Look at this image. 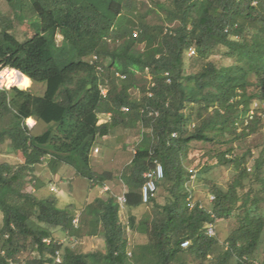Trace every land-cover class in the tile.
<instances>
[{
    "label": "trees",
    "instance_id": "16d2710c",
    "mask_svg": "<svg viewBox=\"0 0 264 264\" xmlns=\"http://www.w3.org/2000/svg\"><path fill=\"white\" fill-rule=\"evenodd\" d=\"M5 1L0 70L14 68L45 82L46 90L0 89V142L24 159L0 162V264H264V137L244 151L235 147L237 140L264 135V0L155 1L166 23L179 21L175 27L150 23L138 0ZM25 22L34 35L21 40L14 31ZM219 48L231 63L212 59ZM28 118L47 128L33 134ZM120 128H138L141 136L120 175L124 207L144 203L143 174L155 159L164 169L148 202L159 215L138 220L129 213L128 226L148 236L133 249L117 195L89 202L78 225L56 195L27 189L29 182L44 184L36 166L45 162L54 173L66 164L105 186L115 174L94 170L92 155ZM193 142L225 145L210 150L205 165L233 167L226 187L211 182L215 198L203 208L190 189L198 172L185 163ZM161 187L164 203L156 198ZM228 219L235 226L225 240L207 233L208 224ZM58 228L71 237L101 233L105 247L79 252L56 237Z\"/></svg>",
    "mask_w": 264,
    "mask_h": 264
},
{
    "label": "rangeland",
    "instance_id": "374dc122",
    "mask_svg": "<svg viewBox=\"0 0 264 264\" xmlns=\"http://www.w3.org/2000/svg\"><path fill=\"white\" fill-rule=\"evenodd\" d=\"M155 1L158 0H138L140 11L145 13L146 19L150 23H165L170 27H175L179 21L173 23H166L165 11L158 8ZM161 2L169 3L167 0H160ZM10 10L9 5L5 0H0V13H6ZM15 34L21 39L25 40L34 35L28 22L19 24L15 28ZM63 36L58 35V41L62 40ZM219 64H229L232 59L225 57L224 48H219L212 55ZM186 65H190V60L187 59ZM6 67L0 72H3ZM148 78L151 76L148 74ZM18 85L17 83H6L5 88H11ZM23 90H31L37 95H43L46 90L45 82H34L31 79V84ZM136 95H140L139 90H134ZM258 103V102H255ZM256 105V104H255ZM254 105V106H255ZM33 134H40L46 128L47 124L35 118H28L26 120ZM263 133L252 134L245 139L237 140L235 142L236 152L244 151L250 146H254L263 140ZM140 133L138 128H120L112 135L101 139L98 150L92 155V166L94 170L103 172L106 170L113 171L115 179L108 181L105 186L96 185L94 182L84 178L76 173L69 165L63 164L57 173H54L48 164L42 163L36 166V175L44 184L37 188L34 182L27 184V189L33 191L38 197H46L56 195L58 197V204L60 207H67L74 211L76 224H80L81 219L85 215V209L89 202L96 197L106 198L109 194L120 196L127 190V186L120 177L122 170L128 164L136 151L137 144L140 141ZM215 148L225 149L226 146H218L213 143L193 142L189 151L186 164L189 168H195L198 172L196 176L190 181V189L193 191L197 199L203 203L210 205V186L211 182H216L219 185L226 187L230 181L231 171L233 167L223 165H205L209 161L210 150ZM254 155L257 156L258 150H253ZM23 155L13 149L9 142H0V162H10L13 164L22 162ZM251 168V164H249ZM248 166V167H249ZM249 168V169H250ZM38 182V180H37ZM159 203H164L166 200V191L161 187L156 195ZM129 213L137 216L138 220L145 216L155 217L159 215L157 208L152 203H143L135 207H122L121 220L127 226V234L131 249L135 246L148 241V236L140 230H133L128 226ZM264 213V209H263ZM4 214L0 209V229L3 226ZM235 226L234 219L218 220L215 224L217 234L221 240H225L228 233ZM84 227H88L85 225ZM56 237L64 244L72 246L79 252H90L93 250H100L105 247L104 236L99 233L97 235H88L82 233L81 237H71L61 228L55 230ZM57 260H61L59 257ZM25 264V263H23Z\"/></svg>",
    "mask_w": 264,
    "mask_h": 264
},
{
    "label": "built area",
    "instance_id": "2783aa9c",
    "mask_svg": "<svg viewBox=\"0 0 264 264\" xmlns=\"http://www.w3.org/2000/svg\"><path fill=\"white\" fill-rule=\"evenodd\" d=\"M136 33L137 32H135V34ZM195 53H196V51H195L194 48H191L189 50V55H194ZM95 58H96V56H95ZM168 81H170V78H168ZM5 86H6V84L3 83L2 81H0V89L5 88ZM102 92L104 94H106L107 89L103 88ZM255 104H256L255 106L258 105V103H255ZM123 109L126 110V107H123ZM153 113L154 112H151V114H153ZM253 113H254V109L251 110V113H250L251 116L253 115ZM155 114L157 115L158 112H155ZM108 115L110 116L111 114L108 113ZM97 150H98V147L95 148V151H97ZM154 163H155V166L153 168H151V169L146 170L144 172V174H143L144 177H145V181H144V183L142 185L141 191H142V197H143V202L144 203H148L150 201V199L156 194V192L158 190V185H159L160 181L164 177V169H163L162 164L157 159L154 160ZM190 171H192V169H190ZM214 198H215L214 195H210V201H209L210 204L214 200ZM118 200H119V203L121 204V206L124 207L125 202H126L125 193L120 195V196H118ZM188 200H189L190 208H194L197 205V201L193 198V193H191L189 195ZM199 207H201V208L204 207V203L202 201H200ZM209 210L211 211L210 208H209ZM74 222H76L75 219H74ZM207 233L209 235H216V227H215L214 223L208 224ZM45 241L49 242V239H45ZM188 244H189L188 240L182 242V246H187ZM12 264H19V263L12 261Z\"/></svg>",
    "mask_w": 264,
    "mask_h": 264
},
{
    "label": "bare ground",
    "instance_id": "6f19581e",
    "mask_svg": "<svg viewBox=\"0 0 264 264\" xmlns=\"http://www.w3.org/2000/svg\"><path fill=\"white\" fill-rule=\"evenodd\" d=\"M0 81L8 85L10 83H17L22 85L23 88L31 84V79L27 75L22 74L14 68H7L3 72H0Z\"/></svg>",
    "mask_w": 264,
    "mask_h": 264
},
{
    "label": "water",
    "instance_id": "95a60500",
    "mask_svg": "<svg viewBox=\"0 0 264 264\" xmlns=\"http://www.w3.org/2000/svg\"><path fill=\"white\" fill-rule=\"evenodd\" d=\"M23 74V73H22ZM19 89H23L22 85L18 84L16 85Z\"/></svg>",
    "mask_w": 264,
    "mask_h": 264
}]
</instances>
